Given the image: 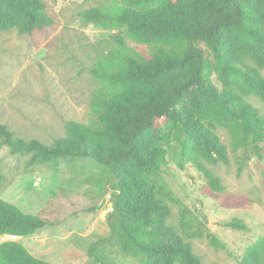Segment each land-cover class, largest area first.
Returning <instances> with one entry per match:
<instances>
[{
    "label": "trees",
    "instance_id": "1",
    "mask_svg": "<svg viewBox=\"0 0 264 264\" xmlns=\"http://www.w3.org/2000/svg\"><path fill=\"white\" fill-rule=\"evenodd\" d=\"M82 13L108 29L124 27L129 38L150 48L142 55L113 35L107 53L92 73L105 91L93 102L99 127L70 121L67 134L51 145L15 136L0 121V144L12 154L29 156L28 165H60L67 157L92 158L114 176L113 210L106 218L110 235L88 248L91 264H117L111 248L138 264H202L185 237L167 223L176 195L163 177L168 167L165 144L176 141L182 158L205 179L211 193L224 191L208 166L229 163L227 145L216 130L231 136L233 150L264 159V115L246 100L264 101V0H114ZM53 23L43 0H0V32L17 28L31 34ZM216 75L220 89L213 81ZM4 175L0 170V188ZM241 195L222 203L239 207ZM185 211L181 227L203 236L202 222ZM49 224L0 199V264H56L33 255L10 238L33 235ZM247 228L243 219L225 224ZM215 248H225L213 233ZM264 236L248 246L243 262L261 264Z\"/></svg>",
    "mask_w": 264,
    "mask_h": 264
},
{
    "label": "rangeland",
    "instance_id": "2",
    "mask_svg": "<svg viewBox=\"0 0 264 264\" xmlns=\"http://www.w3.org/2000/svg\"><path fill=\"white\" fill-rule=\"evenodd\" d=\"M53 23L31 34L17 28L0 32V121L26 140L40 139L51 145L67 134L70 121L99 127L93 102L105 86L92 69L107 53L111 37L121 33L126 46L146 55L150 48L138 45L124 27L108 29L85 20L82 13L97 6H111L114 0H43ZM264 76V67L260 69ZM214 83L221 89L217 76ZM264 115V101L245 97ZM227 145L229 163L208 166L221 178L224 191L211 193L205 179L182 158L176 141L165 144L168 167L163 177L176 195L168 199L172 208L167 223L191 244L202 264H245V250L264 236V159L233 150L231 136L216 130ZM264 146V143H263ZM29 156L12 154L0 144V170L4 175L0 199L26 213L40 215L49 224L33 235L13 237L33 255L56 264H91L89 246L110 235L106 218L110 170L92 158L67 157L60 165H28ZM241 195L248 203L226 207L228 195ZM202 222L203 236L188 234L181 227L185 211ZM233 218L243 219L244 230L226 226ZM210 231L225 248H215ZM9 237H0V242ZM117 264H138L137 260L112 247ZM264 264V257L261 262Z\"/></svg>",
    "mask_w": 264,
    "mask_h": 264
},
{
    "label": "built area",
    "instance_id": "3",
    "mask_svg": "<svg viewBox=\"0 0 264 264\" xmlns=\"http://www.w3.org/2000/svg\"><path fill=\"white\" fill-rule=\"evenodd\" d=\"M112 210H113L112 195H109L107 201V212L109 213Z\"/></svg>",
    "mask_w": 264,
    "mask_h": 264
},
{
    "label": "water",
    "instance_id": "4",
    "mask_svg": "<svg viewBox=\"0 0 264 264\" xmlns=\"http://www.w3.org/2000/svg\"><path fill=\"white\" fill-rule=\"evenodd\" d=\"M10 238H13V236H11Z\"/></svg>",
    "mask_w": 264,
    "mask_h": 264
}]
</instances>
